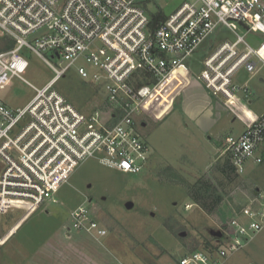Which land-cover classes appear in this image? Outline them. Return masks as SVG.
<instances>
[{"label": "built area", "instance_id": "1", "mask_svg": "<svg viewBox=\"0 0 264 264\" xmlns=\"http://www.w3.org/2000/svg\"><path fill=\"white\" fill-rule=\"evenodd\" d=\"M151 1L0 0V38L14 41L0 50V89L18 78L34 91L23 106L0 99V214L35 211L90 158L123 173H142L150 148L140 116L153 105L157 88L186 68V60L221 27L235 39H223L205 55L197 78L228 103L239 91L249 97V87L233 76L241 68L251 75L264 68V0H184L164 17L148 10ZM23 50L52 70L43 85L23 77L29 66ZM72 66L97 85L107 108L83 112L55 88ZM225 141L237 173L248 161L262 164L264 111ZM70 227L69 233L82 231L98 242L107 235L83 203L72 210ZM263 227L264 188H258L223 225L213 251L191 250L178 264H222Z\"/></svg>", "mask_w": 264, "mask_h": 264}, {"label": "rangeland", "instance_id": "2", "mask_svg": "<svg viewBox=\"0 0 264 264\" xmlns=\"http://www.w3.org/2000/svg\"><path fill=\"white\" fill-rule=\"evenodd\" d=\"M183 1L152 0L148 10L152 14L161 12L164 17ZM223 39L232 41L235 35L221 27L211 41L205 40L199 46L192 58L194 70L201 68L205 55ZM6 46L5 37H1L0 50L7 49ZM23 54L29 63L23 74L28 82L41 86L52 77V70L36 55L27 50H23ZM259 74L264 75V68ZM176 75L177 72L161 84L152 99L158 107L171 108L170 114L161 120L146 115V126L139 128L150 148L154 173H145L146 169L139 174L123 173L94 158L77 165L55 194L56 203L47 201V205L43 204L47 208L40 206L28 216L21 210L0 214V241L15 229L0 243V264H178L187 252L222 241L223 225L239 214L256 189L264 188V162L248 161L243 173L228 170L230 178L218 169L229 160L225 140L231 133L225 134L231 127H240L239 120L245 121L251 115L247 110L252 106L241 102L245 108L239 110L237 118L222 103V107L216 109L217 99L206 96L203 85L195 81L190 69L181 78V101L177 102L174 97L179 81L174 78ZM255 76L241 68L233 79L255 91L259 96L258 104L264 101V82H258ZM55 88L83 112L107 108L97 85L82 79L74 66L55 83ZM33 93L29 85L14 78L5 89H0V99L18 107L26 104ZM188 93L193 98L204 94L202 100L211 101L210 118L219 117L214 123L217 125L208 133L212 135V149L206 142L207 137L198 133L193 125L183 126L186 119L180 118L179 113ZM140 119L144 117L141 115ZM209 159L216 160L208 169ZM202 176L211 180L209 192L221 197L211 213H206L190 199L182 182L192 184ZM80 203L107 229L101 242L82 231L68 232L71 212ZM222 264H264V227L249 237L243 248L229 253Z\"/></svg>", "mask_w": 264, "mask_h": 264}, {"label": "crops", "instance_id": "3", "mask_svg": "<svg viewBox=\"0 0 264 264\" xmlns=\"http://www.w3.org/2000/svg\"><path fill=\"white\" fill-rule=\"evenodd\" d=\"M194 56V55H193ZM193 56L192 57H190V58H188L187 59V61H186V65H187V68H182V69H179L178 71H176L177 72V75L174 77V78H177L179 81H178V86H177V88H176V90H175V92H174V97L176 98V100H177V98H178V100H177V102H180L181 101V96L179 95L180 93H181V90H182V81H181V78H182V76L183 75H185V74H187V72L189 71V69H190V71L192 70V72H193V74H194V76H195V81L198 83V84H202L203 85V91L206 93V96L207 97H209V99H212V97H215L217 100L214 102V107L216 108V109H219L220 107H222L221 106V103L223 104V105H225V106H227L228 107V109L231 111V112H234L235 113V116H234V118H237L236 116H237V114H238V112H239V110H242V109H244L245 107L243 106V104H240L241 102H246V103H249V104H251V106H252V109H250V110H247L248 112H250V116L244 121V120H239L240 122H241V125H240V127L239 128H236V129H234L233 127H231L230 128V132L229 133H226L225 135H227V134H230V135H238V134H240L244 129H245V127H246V122H247V120L249 121V120H251L252 118H255V117H257L258 115H260L263 111H264V101L262 102V103H256L257 101H258V99H259V96L256 94V92L254 91V93L251 91V89H250V91H251V94L249 95V97L246 99V98H244V96H243V94H242V92H237V97H238V99L234 102V103H228V102H226L225 100H223L222 98H219V97H216V96H214V95H212L211 93H210V91L205 87V85H204V83L202 82V81H200L198 78H197V73H198V71L200 70V68H199V70H194L193 68H194V63H193V61H192V58H193ZM187 62H189V63H187ZM175 72V73H176ZM175 73L172 75V76H174L175 75ZM256 78H257V81L258 82H260V83H263L264 82V75H262V74H257L256 76H255ZM170 79V78H169ZM168 79V80H169ZM200 82V83H199ZM244 84H246V83H244ZM247 85V84H246ZM248 86V85H247ZM249 87V86H248ZM5 89V88H4ZM252 94H253V97H252ZM204 94H203V96L202 97H199V98H193L192 96H190V94L188 93L187 95H186V97H185V99H184V104H183V106L180 108L181 110H180V113H179V116H180V118H185L186 120H183V126L185 125L186 127L187 126H189V124H191V125H193L194 126V128H195V130L198 132V133H200V134H202L204 137H207V143H208V146H210L211 147V149H212V147H213V144H212V142L210 143V141H211V137L210 136H212V135H208V133H209V131L211 130V128L212 127H214V126H216L214 123L218 120V116L216 117V118H210V115H211V111H212V108H211V105H210V102L211 101H207V100H202V99H204ZM252 98V99H251ZM2 100V99H1ZM222 100L225 102H222ZM2 101H4V100H2ZM5 102V101H4ZM5 103H7V102H5ZM242 105V106H241ZM214 108V109H215ZM170 112H171V108H169V109H167V107L166 106H160V107H158V106H156V105H152V106H150V107H148L147 109H146V112L144 113V115H143V117H144V120H143V122H142V125H140V126H142V127H144V126H146V124H147V120H146V118H147V116L146 115H149V117H151V118H153L154 120H161L162 118H164L166 115H168V114H170ZM233 114V113H232ZM185 123V124H184ZM231 129L233 130V131H231ZM218 134V133H217ZM170 135H172V134H170ZM169 135V136H170ZM224 135V136H225ZM169 136H167V137H169ZM217 138H219V134H218V137ZM218 156H220V154L218 155ZM218 156L216 157V159L218 158ZM151 158L152 157H149V161H148V164H147V166H146V171H145V173H148V174H151V173H154V171H153V168H152V162H151ZM215 159V160H216ZM215 160L214 161H211V159H209V161L208 162H211L210 163V165H209V167H208V169L210 168V166L213 164V162H215ZM71 176V175H70ZM69 176V177H70ZM59 191V190H58ZM84 193V192H83ZM83 193H82V196H83ZM85 197V196H84ZM86 198H84V200H85ZM57 200H58V198L55 196L53 199H51V200H49L48 202L50 203V202H52V203H56L57 202ZM48 202H46L47 204H48ZM45 203V204H46ZM46 204V205H47ZM81 204V203H80ZM191 204V203H190ZM41 207H44V208H47V206H41ZM37 210V209H36ZM35 210V211H36ZM34 212V211H33ZM31 214V213H30ZM27 216H28V214H27ZM21 223V221H19V223H17L16 224V227H18L19 226V224ZM63 227L65 228L66 226L65 225H63ZM11 230V229H10ZM15 230V229H14ZM14 230H11L10 231V233L8 234V236L12 233V231H14ZM7 236V237H8ZM7 237H5L4 238V240L7 238ZM106 237V236H105ZM1 242V241H0ZM0 254H1V252H0Z\"/></svg>", "mask_w": 264, "mask_h": 264}, {"label": "trees", "instance_id": "4", "mask_svg": "<svg viewBox=\"0 0 264 264\" xmlns=\"http://www.w3.org/2000/svg\"><path fill=\"white\" fill-rule=\"evenodd\" d=\"M5 43L7 44V48L13 46L14 42L11 39L5 38ZM220 167V166H219ZM222 174L226 177H229L228 170L231 172H236L235 167L230 161H225L220 168H218ZM230 178V177H229ZM210 178L206 176L199 177L194 183L188 184L182 180V182L186 185L187 194L190 199L196 203L203 211L206 213H211L214 211L219 204L221 197L215 192H209L208 188L210 186ZM213 188V187H210ZM208 190V191H207ZM217 245L209 244L202 249H206L209 251H213Z\"/></svg>", "mask_w": 264, "mask_h": 264}, {"label": "water", "instance_id": "5", "mask_svg": "<svg viewBox=\"0 0 264 264\" xmlns=\"http://www.w3.org/2000/svg\"><path fill=\"white\" fill-rule=\"evenodd\" d=\"M177 100H178V98H177ZM220 235H221V233H220Z\"/></svg>", "mask_w": 264, "mask_h": 264}, {"label": "bare ground", "instance_id": "6", "mask_svg": "<svg viewBox=\"0 0 264 264\" xmlns=\"http://www.w3.org/2000/svg\"><path fill=\"white\" fill-rule=\"evenodd\" d=\"M14 42V41H13Z\"/></svg>", "mask_w": 264, "mask_h": 264}, {"label": "snow or ice", "instance_id": "7", "mask_svg": "<svg viewBox=\"0 0 264 264\" xmlns=\"http://www.w3.org/2000/svg\"><path fill=\"white\" fill-rule=\"evenodd\" d=\"M250 115V114H249Z\"/></svg>", "mask_w": 264, "mask_h": 264}]
</instances>
